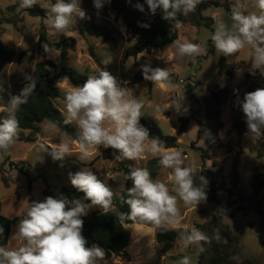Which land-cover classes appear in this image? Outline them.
I'll return each instance as SVG.
<instances>
[{
    "label": "rangeland",
    "instance_id": "1",
    "mask_svg": "<svg viewBox=\"0 0 264 264\" xmlns=\"http://www.w3.org/2000/svg\"><path fill=\"white\" fill-rule=\"evenodd\" d=\"M218 1L222 6L211 7L204 13L214 19L212 29L189 24L180 28L178 40L199 44L202 52L198 56L180 57L173 43L152 54L142 53L138 57L127 58L128 48L138 39L136 30L139 10L135 5L145 0H111L99 12L94 8L93 0H81L86 18H75V24L67 35L60 36L55 35L49 28L46 23L47 10L40 6L49 0H40V5L34 6L45 11L43 16H33L29 12L30 8L19 10V0H0V41L8 52V57L0 63V79L8 98L20 93L27 83L25 76L34 77L36 64L44 60L39 42L40 34L45 29L51 43L68 41L70 66L79 73L88 76L102 68L114 77L120 76L122 81L129 82L126 87L132 89V93L145 102L142 113L146 120L158 124L165 135L177 137L179 147L174 150H180L185 164L193 168L195 183L199 186V177H205L208 181L204 188L207 194V189L216 176L219 185L230 188L234 193L230 206L227 192L221 191L217 194L224 210L233 215L224 216L222 220V231L228 228L235 250L234 259L226 264H264V229L261 228V214L264 216V139L253 142L247 135L239 138L233 127L235 107L232 104L223 107L219 115L210 107L219 96L215 88L228 85L233 89L240 87L251 62V57L246 52L229 57L221 55L216 51L210 35L214 32L218 19L231 24V11L238 2L244 5L246 12H250L254 10V0ZM51 2L54 3L55 0ZM212 49L214 52H211ZM58 57L59 53H56L55 57L48 56L47 59L57 61ZM223 63L235 67L232 79L229 72L223 69ZM145 65L167 69L174 77L175 88H156V85L150 87L146 81L136 83L135 77L138 73H143L142 67ZM58 86L61 97L55 101V105L65 117L64 97L72 86L65 79ZM211 91L215 92V98H212ZM173 98H179L187 111L177 113L173 108L167 109L165 106ZM157 105L161 108L159 112L155 110ZM184 120L188 121L186 128L183 127ZM72 124L77 128L75 123ZM207 124L212 133L218 135V141L211 148H208L205 141L197 138L200 129ZM38 128L35 142L16 141L10 149V161L14 165L3 163L0 155L2 213L9 218L18 219V223L29 203L43 201L48 196L66 197L64 189L74 187L69 173L87 167L119 196L125 190V170L131 171L136 166L147 168L148 162L156 159L146 156L139 161H119L115 158L105 160L102 157L105 149L101 147L93 149L89 159L81 160L78 141L67 136L58 126L45 121ZM30 133L19 129L18 137H27ZM62 141L68 142L71 150V155L62 161L53 160L48 153L38 151L43 144L50 152L53 145ZM41 156L42 161L39 160ZM257 167L261 169L263 182L260 187L255 188ZM19 168L24 169L34 180L31 188L28 186V176L22 174ZM169 172L170 170L162 169L157 178L167 183ZM169 187H172L171 184ZM78 192L84 194L79 190ZM72 199L76 198L71 196ZM86 201L83 200L85 203ZM179 207L182 219L179 227L174 229L178 233L205 225L212 220L215 205L206 199L197 206H186L181 201ZM98 208H91L87 215L96 212ZM16 227L12 230L9 248L19 246L20 242L13 238ZM158 230L159 228L152 225L129 226L130 254L122 264H177L184 255L190 257L191 264H210L208 259H201L203 251L200 249L203 244L183 249L179 237L173 249L162 254V246L156 240ZM227 240L228 238H224L222 242L227 243ZM101 264L121 263L110 259L101 261Z\"/></svg>",
    "mask_w": 264,
    "mask_h": 264
},
{
    "label": "clouds",
    "instance_id": "2",
    "mask_svg": "<svg viewBox=\"0 0 264 264\" xmlns=\"http://www.w3.org/2000/svg\"><path fill=\"white\" fill-rule=\"evenodd\" d=\"M111 0H93L94 8L99 12L105 3ZM130 2V0H129ZM150 14L155 15L159 9L162 18L174 21L179 29L181 22L178 14L187 16L194 12L201 0H145ZM40 5V0H19L18 9L25 10ZM47 10L46 23L55 35H67L75 18L85 19L86 12L81 7V0H55L40 5ZM135 7L144 12V5L137 3ZM253 11L246 12L239 2L231 11V24L218 19L210 39L218 53L225 57L246 52L251 57L252 75L259 70L264 76V0H254ZM142 27H149L142 24ZM180 57H196L202 52L199 44L174 41ZM49 58L56 55L55 47L43 45ZM107 63V62H105ZM145 80L156 86L175 88L167 69L150 66L142 67ZM24 84L18 95H11L5 106L0 107V155L7 156L18 137L19 120L17 112L36 89V80L26 75ZM126 83V82H125ZM66 116L64 123H75L78 130L79 158L87 160L92 150L103 147L112 149L116 160L139 161L146 156L158 158L161 169L170 170L167 183L160 178H153L146 167H132L125 175V180L132 181L127 190V198L119 197L127 204L129 211L122 213L113 209L116 194L91 169L81 168L69 173L72 186L84 193V203L80 199L48 196L43 201L28 204L20 219L13 238L19 246L9 248L0 246V264H101L105 252L93 244L87 246L82 234L86 216L93 207H99L103 213L114 212L119 219L150 224L164 230L177 229L181 223L182 201L184 205L196 206L206 201L204 190L208 181L199 177L201 183H195V173L180 150L168 149L164 141L158 137H150L149 130L140 124L143 116L144 100L132 93V89L122 87L109 71L100 68L88 75L83 85L73 86L65 93ZM184 100V96H183ZM246 118V135L253 142L264 139V88L244 95L237 100ZM167 109L173 108L177 113L187 111L179 98H173ZM157 112L161 111L159 105ZM206 133V136H210ZM48 153L53 160L62 161L71 155L70 145L62 141L53 145L49 152L43 144L38 148ZM43 160V156L40 157ZM171 184V188L169 187ZM4 229L0 227V233ZM219 240V235L214 236ZM179 241L183 249L202 243H210L211 238L199 229L192 227L179 233ZM203 251V247L200 249ZM177 264H191L189 256L184 255Z\"/></svg>",
    "mask_w": 264,
    "mask_h": 264
},
{
    "label": "trees",
    "instance_id": "3",
    "mask_svg": "<svg viewBox=\"0 0 264 264\" xmlns=\"http://www.w3.org/2000/svg\"><path fill=\"white\" fill-rule=\"evenodd\" d=\"M144 5V12L138 14V23L136 34L138 39L131 45L127 52L126 57H138L142 53L152 54L166 46H169L178 40L180 37V28L184 25H192L198 28L206 27L213 28L214 19L205 16V11L211 7H220L222 4L218 0H201V3L197 6L196 10L187 16L178 14L177 19L181 22L179 29L175 28L174 21H166L162 18V13L157 10L155 15L150 14L145 2L141 3ZM29 12L33 16H43L42 13L45 11L38 7H32ZM142 24H147L149 27H142ZM40 50L44 57V60L36 64L34 79L36 80V89L28 98L26 104H23L17 112V118L19 120V129L23 131H30L31 133L27 137H17L16 141H25L27 143H33L36 141V135L38 133V126L45 121L51 122L58 126L67 136L71 137L75 141H78L79 131L72 124H65V117L62 112L56 107L55 101L61 97V91L58 84L64 79L73 86H80L87 80V75L79 73L69 63V46L68 41H61L57 43H51L48 40V33L43 29L40 34ZM48 44L51 47H55L56 53H59L57 61L47 59L48 55L45 54L43 45ZM214 52V49L211 50ZM8 57V52L2 41H0V63ZM223 69L227 70L230 75V79L234 76L235 67L229 66L225 63L222 64ZM241 67V65H238ZM237 66V67H238ZM232 71H231V70ZM251 62L247 70L245 80L243 84L238 88H232L230 85L220 88L218 90V99L210 106L217 115L220 114L221 109L227 104H232L235 107L233 117V127L237 131L239 138H243L247 133L246 118L242 112L240 105L237 100H243L246 93L255 91L257 88H264V76H261L259 70H256L255 75L250 72ZM171 80L174 83V77L172 75ZM146 81L150 87L154 84L151 81L145 80L143 73L140 72L135 77L136 83H142ZM121 84V83H120ZM122 87H125L121 84ZM212 98H215V92L211 91ZM8 95L5 91L4 84L0 79V107H3L8 102ZM210 101V100H209ZM211 104V103H210ZM210 108V109H211ZM3 116V114H0ZM184 126L187 127L188 121L184 120ZM140 124L149 130L150 137H158L165 143V147L168 149H175L179 147L178 139L175 136L165 135L160 126L156 123H149L144 115L140 118ZM206 133H210V136H206ZM198 140L205 141L208 148L218 141V135L212 133L210 126L207 124L198 132ZM118 152L114 153L112 149H105L102 153V157L105 160L113 159ZM3 163H10V155H1ZM147 168L152 174L153 178H157L160 171L162 170L158 164V158L148 162ZM20 172L28 176V186L31 188L32 180L29 174L22 168H19ZM130 172V169L125 170V175ZM263 182L261 175V169L257 167L255 169V181L254 185L260 187ZM132 181L125 180V190L119 196L114 197L113 209L122 213H127L129 208L127 204L122 203L119 199L121 195L127 198V190L131 188ZM221 191L229 194L228 205L232 204V198L234 193L228 187H222L218 184L216 176H214L213 182L207 189V200L214 203V215L212 220L207 222L205 225L197 226V229L204 232L211 238L210 243L203 244V252L201 253L202 260H209L210 264H226L234 259L235 250L231 243V235L226 229L222 231L223 225L222 220L224 216L232 217L230 211H225L219 201L217 194ZM64 195L66 198L71 200V196L76 199L84 200V194L79 193L78 190L73 188H65ZM85 203V202H84ZM90 203V201H86ZM84 221L82 234L87 240V246L91 247L93 244L102 248L105 252V258L103 261L110 260L112 258L126 259L129 257L127 252L128 247L131 244V234L127 230V225H145L151 226L150 224L133 222L128 219H119L114 212L103 213L100 208L90 215L81 217ZM262 225L264 229V216L261 214ZM18 219L9 218L2 213L0 204V227L4 229L3 233H0V246H9L12 230L16 227ZM218 234L219 240L215 239L214 236ZM179 233L177 230H164L159 228L156 233V240L158 244L162 246L161 253H169L175 243L177 242ZM224 238H228L227 243H223Z\"/></svg>",
    "mask_w": 264,
    "mask_h": 264
},
{
    "label": "crops",
    "instance_id": "4",
    "mask_svg": "<svg viewBox=\"0 0 264 264\" xmlns=\"http://www.w3.org/2000/svg\"><path fill=\"white\" fill-rule=\"evenodd\" d=\"M172 76H173V75H172ZM162 86H163V85L159 86V88H161ZM156 88H158V86H156ZM17 223H18V222H17ZM129 226H131V225H127V226H126L127 230H128V228H129ZM129 248H130V246H129L128 249H127L128 254H130ZM112 259H115V262H116V261H119L121 264H122L123 261H124V259H122V258H112ZM104 262H106V261H104Z\"/></svg>",
    "mask_w": 264,
    "mask_h": 264
},
{
    "label": "built area",
    "instance_id": "5",
    "mask_svg": "<svg viewBox=\"0 0 264 264\" xmlns=\"http://www.w3.org/2000/svg\"><path fill=\"white\" fill-rule=\"evenodd\" d=\"M116 79H117V81H118L119 83L123 84L125 87L128 86V84H129V82H126V83H125L124 81H122V79H121L120 76H116Z\"/></svg>",
    "mask_w": 264,
    "mask_h": 264
}]
</instances>
